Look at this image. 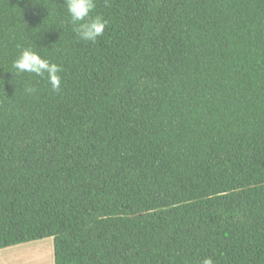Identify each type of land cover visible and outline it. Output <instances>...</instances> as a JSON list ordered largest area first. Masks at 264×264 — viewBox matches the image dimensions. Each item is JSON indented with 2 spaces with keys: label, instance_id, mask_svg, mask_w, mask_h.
<instances>
[{
  "label": "trees",
  "instance_id": "16d2710c",
  "mask_svg": "<svg viewBox=\"0 0 264 264\" xmlns=\"http://www.w3.org/2000/svg\"><path fill=\"white\" fill-rule=\"evenodd\" d=\"M93 15L95 43L63 0H0V249L52 237L54 264H264V0ZM20 47L62 67L58 93L16 72Z\"/></svg>",
  "mask_w": 264,
  "mask_h": 264
},
{
  "label": "clouds",
  "instance_id": "9594fccd",
  "mask_svg": "<svg viewBox=\"0 0 264 264\" xmlns=\"http://www.w3.org/2000/svg\"><path fill=\"white\" fill-rule=\"evenodd\" d=\"M109 0H104L105 6ZM70 23L80 40L95 43L104 35L108 22L100 15H93L97 0H63ZM19 47V46H18ZM17 73H29L41 78H46L54 93L61 89L62 67L33 51L31 48L20 47L19 54L13 62ZM26 93L36 91L33 87H26ZM203 264H212L211 259H205Z\"/></svg>",
  "mask_w": 264,
  "mask_h": 264
},
{
  "label": "rangeland",
  "instance_id": "374dc122",
  "mask_svg": "<svg viewBox=\"0 0 264 264\" xmlns=\"http://www.w3.org/2000/svg\"><path fill=\"white\" fill-rule=\"evenodd\" d=\"M0 264H54L52 237L0 249Z\"/></svg>",
  "mask_w": 264,
  "mask_h": 264
}]
</instances>
